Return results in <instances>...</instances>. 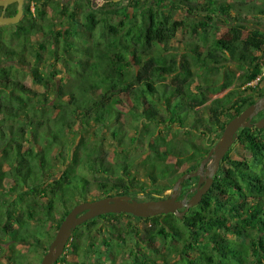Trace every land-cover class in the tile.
Masks as SVG:
<instances>
[{
  "label": "trees",
  "instance_id": "trees-1",
  "mask_svg": "<svg viewBox=\"0 0 264 264\" xmlns=\"http://www.w3.org/2000/svg\"><path fill=\"white\" fill-rule=\"evenodd\" d=\"M116 1L105 0L101 17L94 11L84 12V29L80 31L76 12L62 4V0H27L21 22L12 29L19 44L14 46L12 41L0 37V257L7 250L13 253L6 264H25L16 251L20 244L34 250L42 248L46 255L61 223L76 205L93 196L101 199L113 196L112 192L127 194L133 184H141L134 174V160L112 163L100 155L98 147L88 150L84 140L69 153L67 134H79L77 124L108 128L107 124L112 122V136L126 137L118 107L124 97L128 98L129 114L139 122L133 128L136 135L131 141L135 142L140 135L150 138L153 154L146 160L145 173L154 189H173L183 174L195 171L212 148H199L196 144L180 148L168 141L163 133L169 122L187 128L184 121L191 118L193 125L189 130L195 134H216L222 138L225 126L264 96V89L247 86L264 67V25L250 18L264 16V4L245 0H206L200 4L197 0H148L143 9L134 6L130 13ZM48 6L53 15L68 19L66 27L61 23L58 29L48 19ZM180 9L191 15L206 14V21L200 23L204 30L212 21L211 15L217 12L232 18L234 11L235 24L209 46L185 44L177 38L185 27L175 20ZM16 10L17 5L13 4L5 11L12 17ZM121 13L122 20L110 21ZM100 27L106 29L102 41L97 39L88 46L78 40L90 42ZM35 34L51 36L50 55L68 61L65 70L72 81L53 83L42 74L38 64L26 58L24 50L30 46L36 62L42 61L46 46L32 43ZM63 43L65 49L62 47L61 53ZM170 50H188L196 63L213 65L217 72L229 60L241 65L244 71L238 77L225 72L222 81H215L208 73L196 75L186 65L182 66L183 71L178 70L175 59L168 62L162 56ZM16 61L28 70L39 89L26 85ZM96 92L101 94L100 99L94 96ZM161 103L170 116L162 113ZM262 118L264 112L253 122ZM237 138L249 156L234 160L231 149L209 192L183 219L173 214L147 219L129 214L99 216L73 231L65 252L79 257L80 243H88L91 234L103 229L101 220L128 217L145 221L147 226L142 233L138 229L132 233L123 229L115 234L117 241L125 242L127 234H135L145 249L156 248L158 241L165 244L166 253L159 258L137 252L136 264H264V128H241ZM27 142L30 148L24 146ZM183 167L187 168L181 170ZM193 181L183 183V197L191 196L188 186ZM7 182L10 187H6ZM93 187L103 196L94 194ZM140 188L144 189L143 183ZM47 223L54 224V233ZM104 245L110 247L111 242L105 241ZM65 255L55 264L65 263ZM0 264H4L1 258Z\"/></svg>",
  "mask_w": 264,
  "mask_h": 264
},
{
  "label": "rangeland",
  "instance_id": "rangeland-1",
  "mask_svg": "<svg viewBox=\"0 0 264 264\" xmlns=\"http://www.w3.org/2000/svg\"><path fill=\"white\" fill-rule=\"evenodd\" d=\"M219 3H232L237 0H215ZM247 2H253L257 3L258 5L264 4L262 0H245ZM27 2V0H26ZM152 2V1H151ZM171 3H176L178 0H170ZM197 2L204 3L206 0H197ZM116 3L123 5L126 9V11L132 13L134 12V6H139V9H143V7L147 6L148 0H117ZM62 4H64L66 7H68L70 10L76 12L77 19L80 21L79 29L80 31L83 28V25L85 23V19L83 17L84 12L88 11H94L98 14V16H102L100 13V9L104 7L105 0H62ZM264 7V5H262ZM47 9V17L49 20H51L53 23L58 25V29L61 28V23H64V26L66 27V23L68 22V19L64 16H55L53 15L52 8L50 6L46 7ZM232 18L228 16L227 14L217 12V15H211L212 21L209 22L208 28L204 32V28H201L200 23L202 21H206V14H189L185 10H179L175 13V20L178 22L184 23V28L181 32L178 33V40L183 43L188 42H196L199 43V46L206 47L210 44H212L213 41L216 39L222 37L224 33L229 29V26L231 24H235L233 17L235 16L234 11H231ZM111 17V16H110ZM124 18L123 14L115 15L110 18V21L112 23H117L120 20ZM250 18H253V15L250 16ZM258 23L264 25V18L258 19ZM257 23V21H256ZM252 26H254L252 24ZM11 26H3L0 27V37L4 39L5 41H12L14 43V46L16 44H19V42L15 39L14 32ZM104 27H100L96 30L94 33V38L90 39V42L82 39H78L80 42H82V45H88L92 46L93 42L97 39L102 41L103 35L106 33V29L104 30ZM195 30L198 32L196 33ZM68 37V36H66ZM50 38L45 37L42 34H35L32 36V43H37L38 45L44 44L46 46V50H43L42 52V61L40 63L36 62V58L34 54L30 53L31 47L27 48V50H24V54L26 55V58L31 60L32 63L35 65L38 64L37 67H39L40 71L44 76H46L47 79H51L53 83L62 84V81H68L70 80V76L65 70V64L68 62L66 59L59 60L57 58H52L50 55V51L52 46L50 45ZM70 40H73V38H70ZM65 49V44L61 45L62 52L63 48ZM77 47H80L77 45ZM183 46L181 45V48ZM187 49L189 50V47L187 46ZM175 51L170 50L167 52H164L162 56H165L167 58L168 62L173 59L176 60V65L179 67L178 70L183 71L182 66L186 65L189 66L191 71L195 73L196 75H204V73H208L211 78H213L215 81H222L223 80V74L225 72H232L236 73L237 77L240 75L244 69L241 65L234 63L233 61L229 60L228 62H225L224 68H220V71L217 72L215 69H213V65H209L208 67L202 66L200 63H196V61L193 58V54L189 51ZM29 51V52H28ZM74 55H77L78 53L73 52ZM158 54V50H155V55ZM68 57H70L69 54H67ZM262 56V55H261ZM85 58L84 56H82ZM130 58V57H129ZM264 58V55H263ZM264 60V59H263ZM15 65L21 71L23 80L25 81L26 85L35 89H39L38 86H35L33 83V78L31 77L28 70L23 68V66L19 62H15ZM25 73H27L30 76H27ZM56 75V78H53ZM61 78V80H60ZM72 81V80H70ZM202 81H197L196 83H199ZM259 88L264 89V83H261ZM163 90V89H162ZM226 94L225 92L218 95L223 96ZM101 94L96 92L95 97L100 99L102 96ZM164 103H161V111L164 115H169L166 113V108H163ZM118 109L122 111L121 115V123H124V129L126 130L127 134L126 137L116 139L111 134V129L113 128V123L110 122L107 124L108 128L100 127L101 125H93V126H79V124L76 125L75 129L79 131V134L76 136L68 133L67 139L69 141V153L71 151L75 150V145H79L82 140H84L88 144V150L91 151V149L98 147V152L101 156H106L107 159L114 163V162H120L125 160H134V174L137 176L138 181L141 182V184H133L131 190L127 194H122L126 196H130L132 199H136L139 202L140 201H150L151 195H153L155 198H167L171 195L172 189H163L162 187H158L154 189L152 181L148 178L147 174L145 173V164L146 160L150 159L153 153H151V149L149 147L150 138L147 139V137H142L140 135V138L136 140L135 142L131 141V137H134L136 134L134 127L139 125V122H135L133 119V116H131L130 113V103L128 98L124 97L123 103L119 104ZM258 117V116H257ZM256 117V118H257ZM185 125L188 126L187 128H180L177 124H171L169 122V125L167 126V129L164 131L163 136L166 137L171 141H174V143L179 146L180 148H184L185 145L188 144H196L199 148H214L220 141L221 138L218 137L216 134H200L196 132H192L189 130V127L193 125V119H187L184 121ZM164 129V127H161ZM25 147L30 148L29 142L24 144ZM41 147H36V149H40ZM232 153L231 158L234 160L243 159L248 155L247 152H245L242 147L238 143V138L235 142V144L232 146ZM230 149V150H231ZM57 148L54 150V155L57 152ZM125 151L123 154L118 155V152ZM170 161H174V158ZM57 163V161H55ZM60 166V165H58ZM187 168V167H186ZM186 168H182L181 170H185ZM85 174V173H84ZM87 174V173H86ZM87 177L91 180H93L91 175H87ZM144 184V189L140 188V185ZM197 183L195 180L191 183L188 188L196 187ZM6 187H10L9 182L6 183ZM92 191L96 195L103 196L101 192H99L95 187L92 188ZM113 196H117V192L111 193ZM98 198L96 196H93L89 199V201L97 200ZM182 199V198H181ZM101 223L103 225V229L100 231H96L94 234H91V237L89 238V242L83 244L80 243L81 251H79V257L75 254H72L71 252H64L66 262L61 264H78L79 262H84L86 264H106L113 261L116 264H136L137 259V252L147 253L148 257H160L162 253H166L165 244H163L161 241H158L155 245L156 248L151 249H145L142 245H140L138 242V238L135 237V234L126 235L125 242L117 241L115 234L120 233L123 229L126 230V232L135 231L136 229L139 230L140 233H142L143 229L147 226L145 221H137L135 219H130L128 217H124L119 221H115L114 219L107 218L101 220ZM36 224V222H34ZM47 228L50 229L51 232H55V226L54 224L47 223ZM83 231V230H82ZM73 234V233H72ZM72 237V235H71ZM228 238L234 239L233 236H229ZM111 242L110 247H106L104 243ZM93 244V246H91ZM160 249L159 252L157 249ZM66 250V248H65ZM16 251L19 255L23 257V261L25 264H28L32 262L33 264H41V261L45 255V252L42 248L39 250L32 249L29 245L26 244H20L16 247ZM12 252L7 250L4 252V254L0 257L2 263H7V257L12 256ZM63 256V255H62ZM173 257L170 258L172 260ZM110 261V262H108ZM160 260L159 262H161ZM138 264V263H137ZM166 264V263H162ZM172 264V263H171Z\"/></svg>",
  "mask_w": 264,
  "mask_h": 264
},
{
  "label": "water",
  "instance_id": "water-1",
  "mask_svg": "<svg viewBox=\"0 0 264 264\" xmlns=\"http://www.w3.org/2000/svg\"><path fill=\"white\" fill-rule=\"evenodd\" d=\"M15 3L18 5L16 15L6 17L2 14L0 16V27L17 25L21 22L24 15L25 0H0V7L5 10ZM262 112H264V96L225 126L221 141L208 153V156L196 171L185 173L176 181L169 197L139 202L130 196L117 195L84 201L76 205L61 223L55 239L50 245L49 251L43 257L41 264H55L64 254L73 231L87 221L99 216L129 214L136 218L147 219L173 214L178 219H183L190 209L201 203L203 196L211 189L223 158L237 140L238 131L241 128L253 126L258 129L264 128V118L255 123L253 122ZM208 162H210V165L206 167ZM194 178H199L198 185L194 189L195 194L190 199L179 200L183 183Z\"/></svg>",
  "mask_w": 264,
  "mask_h": 264
},
{
  "label": "flooded vegetation",
  "instance_id": "flooded-vegetation-1",
  "mask_svg": "<svg viewBox=\"0 0 264 264\" xmlns=\"http://www.w3.org/2000/svg\"><path fill=\"white\" fill-rule=\"evenodd\" d=\"M263 2H264V0H263ZM15 4L17 5V3H15ZM12 5H13V4H12ZM25 5H26V0H25V3H24V8H25ZM8 7H9V6H8ZM8 7H7V8H8ZM0 8H3V7H0ZM7 8H6L5 10H7ZM5 10H4V8L2 9V11L0 12V16L3 14V15L6 16V17H10V16L7 15V12H6ZM17 10H18V5H17ZM17 10H16V11H17ZM24 14H25V9H24ZM23 16H24V15H23ZM205 17H206V16H205ZM205 17H204V18H205ZM22 18H23V17H22ZM260 18H264V16H255V15H254L253 20H255V22H256V21H258V19H260ZM17 25H19V24H17ZM17 25H12L11 27L13 28V27H15V26H17ZM229 27H230V26H229ZM253 27H254L255 29L258 28V27L255 26V24H254ZM228 30H229V29H228ZM228 30L226 31V33H224V35L227 34ZM204 32H205V30H204ZM224 35H222V37H223ZM222 37H220V38H222ZM220 38H218V39H220ZM212 149H213V148H212ZM212 149H211V150H212ZM211 150H210V151H211ZM210 151H209V152H210ZM207 156H208V153H207L206 157H207ZM206 157H205V158H206ZM205 158H204V159H205ZM204 159H203V160H204ZM203 160H202V161H203ZM202 161H201V163H202ZM201 163H200L199 166L195 169V171L201 166ZM221 163H222V162H221ZM208 165H210V162L207 163L206 167H207ZM220 166H221V165H220ZM219 169H220V168H219ZM218 172H219V171H218ZM217 174H218V173H217ZM214 178H215V177H214ZM193 180H195V182H196L197 185H198V182H197V181H199V178H196V179L194 178ZM197 185H196V187H197ZM196 187H192V188H190V191H188V193H191V196H190V197H188L187 195L183 197V193H184V188H183L182 191H181V195H180V197H179V200H183V199H185V198L190 199V198L195 194L194 189H195ZM165 198H166V197H165ZM181 198H182V199H181ZM158 199H160V198H158Z\"/></svg>",
  "mask_w": 264,
  "mask_h": 264
},
{
  "label": "built area",
  "instance_id": "built-area-1",
  "mask_svg": "<svg viewBox=\"0 0 264 264\" xmlns=\"http://www.w3.org/2000/svg\"><path fill=\"white\" fill-rule=\"evenodd\" d=\"M261 83H264V67L261 73L257 76V78L253 80L252 82L248 83L247 86L255 88L259 86Z\"/></svg>",
  "mask_w": 264,
  "mask_h": 264
}]
</instances>
